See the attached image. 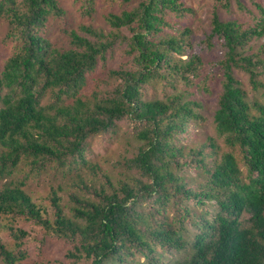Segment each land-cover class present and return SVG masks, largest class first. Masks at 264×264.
Wrapping results in <instances>:
<instances>
[{"label": "trees", "instance_id": "16d2710c", "mask_svg": "<svg viewBox=\"0 0 264 264\" xmlns=\"http://www.w3.org/2000/svg\"><path fill=\"white\" fill-rule=\"evenodd\" d=\"M79 1L84 15L95 13V0ZM236 1L251 22L221 20L215 8L207 36L225 52L217 63L223 80L215 136L186 149L178 140L188 124L204 121L201 104L182 99L185 90L179 89L161 100L142 95L152 82L192 85L200 78L202 58L182 59L190 30L167 33L176 30L173 18L194 15L191 7L182 0H121L137 5L109 13V31L81 25L67 34L71 47L57 50L41 32L50 18L65 15L58 0H0L7 37L20 42L0 64V179L24 172L0 186V217L75 240L66 256L89 264H158L163 252L186 248L174 264H264V46L247 54L248 45L264 36V7L249 0V11ZM118 40L133 56V68L109 69L105 91L83 98L88 75L104 65ZM235 70L247 76L251 97ZM123 119L137 127V147L115 177L85 154L88 139L116 133ZM218 138L229 150H220ZM52 168L75 172L68 215L60 185L48 191L51 217L24 190ZM187 168L202 175L195 187L182 173ZM1 229L12 241L8 246L0 234L1 262L23 260L30 234L8 221H0Z\"/></svg>", "mask_w": 264, "mask_h": 264}, {"label": "rangeland", "instance_id": "374dc122", "mask_svg": "<svg viewBox=\"0 0 264 264\" xmlns=\"http://www.w3.org/2000/svg\"><path fill=\"white\" fill-rule=\"evenodd\" d=\"M20 2V0H16ZM61 8L64 9L65 15L62 17L50 18L46 28L41 32L42 37L47 40L57 50H65L71 47L68 32L69 30H77L81 25L84 27H92L93 29L102 30L104 33L109 31V27L106 23V16L109 13L119 14L124 10L131 9L137 2H131L124 4L121 0H95V13L91 16L83 14L82 2L79 0H58ZM187 6L191 7L194 11V15H187L184 18H173L178 22L176 30H167L169 34H175L181 31L183 28H188L190 33L188 35V48H185V53L182 54V59H186L189 55H198L204 62V70L200 78L194 80L192 85H185L178 81L171 84H157L152 82L147 86L143 92L142 99L153 100L163 99L165 96L177 93L178 89L185 90L182 99H190L201 104L200 113L204 117L203 122H195L188 124L187 131L178 140V144L184 148H193L201 144L206 137H213V114L216 110V101L218 94L221 90V81L223 80V74L221 67L217 63L224 59V49L220 45L218 40H211L207 42V36L211 29V20L215 8L221 20L240 19L247 22H251L249 15L245 11H241L238 8L236 0H182ZM249 11L253 10L251 2L249 0H240ZM264 7V0H255ZM9 20L0 16V64L10 57V54L14 51L15 47L20 45V42L11 40L7 37L10 27L8 25ZM81 34V33H79ZM122 34L128 37L126 30H122ZM82 35V34H81ZM86 37L88 40L91 38ZM260 46H264V36L259 40H254L248 45L247 54L256 53ZM126 43L123 41H116L110 50H107L106 60L103 63H99L95 72L88 75L85 86L80 90L83 98H88L92 91H105L107 87L109 69H132L133 68V56L125 54ZM235 77L239 79L242 86L245 88L248 96L251 97L249 86L247 84V76L239 71H234ZM48 98V94L43 99L45 103ZM137 127L128 119H123L118 122L116 133H107L93 136L87 140V151L85 157L90 162L99 164L102 169L109 171L115 177H119V171L121 170L120 162L127 157H130L133 151L137 147L133 135L135 134ZM217 142L221 151L229 150L228 147L223 145L222 141L218 138ZM238 156L237 150H234ZM21 166L19 169L23 166ZM242 170L245 173L244 167L240 164ZM23 171L16 172L14 176L1 178L0 186L9 181L12 178L21 177ZM193 181L192 187H195L200 181L202 175L198 176V172L194 169H185L182 172ZM75 177L74 171L62 172L56 169H46L38 176L32 177L26 184L24 190L30 195L32 200L43 207L49 217H51V209L47 200L48 191L52 186L57 187L60 185L61 191L58 192L60 196V202L65 214H69L70 201L67 198V192L74 187L72 182ZM0 221L3 223L11 222L18 227H22L26 230L30 237L27 242L22 245V250L25 253V258L16 262L15 264H53L55 261H61L64 264H89L86 261H74L72 258L67 257L66 253L72 249L75 240H69L63 237L55 235H49L45 233L40 227L33 225L23 219H17V221H11L0 217ZM0 234L8 246H11V239L7 232L1 229ZM157 252L160 251L157 249ZM188 253V250L178 251L173 253L163 252L162 257L159 259L158 264H174L176 260L184 258ZM139 262H142V258L137 256ZM0 264H3L0 260ZM130 264V263H128Z\"/></svg>", "mask_w": 264, "mask_h": 264}]
</instances>
